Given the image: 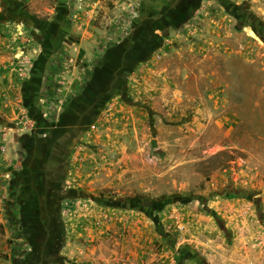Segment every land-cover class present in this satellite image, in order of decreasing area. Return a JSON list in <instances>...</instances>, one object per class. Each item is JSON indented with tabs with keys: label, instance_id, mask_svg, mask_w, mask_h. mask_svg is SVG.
Returning a JSON list of instances; mask_svg holds the SVG:
<instances>
[{
	"label": "rangeland",
	"instance_id": "1",
	"mask_svg": "<svg viewBox=\"0 0 264 264\" xmlns=\"http://www.w3.org/2000/svg\"><path fill=\"white\" fill-rule=\"evenodd\" d=\"M18 2L0 47L33 68V180L0 264H110L114 210L151 225L145 264H264V0Z\"/></svg>",
	"mask_w": 264,
	"mask_h": 264
},
{
	"label": "crops",
	"instance_id": "2",
	"mask_svg": "<svg viewBox=\"0 0 264 264\" xmlns=\"http://www.w3.org/2000/svg\"><path fill=\"white\" fill-rule=\"evenodd\" d=\"M2 1L6 3L7 7L11 6V4L15 6L19 4L18 0ZM3 19L2 15H0V29L3 28L2 25L6 24V20ZM9 23L15 26L19 25L17 19H9ZM6 54L7 51H2L0 47V117L2 116L6 121L13 122L15 120L18 123L16 124V128L12 126L11 130H4L5 128L1 125L3 121L0 119V224L3 225V227L6 226L4 220L6 218L4 201L6 203L10 200V193L16 188L20 191H24L26 183L33 180L30 179L32 177L30 173V171H32L31 163L26 161L27 157L24 156L29 153L32 154V150H30L29 146H25V139L28 138V134L25 130L17 126L23 121L26 123V118L28 117L27 113L30 111L25 93V85L33 80V68L27 69L25 66L18 67V65H14L8 57H6ZM46 70L44 74L48 71ZM55 80L54 77V82ZM47 81H49V79H47ZM37 105L38 103L35 105L36 108L38 107ZM34 112L35 111L32 110V115L35 114ZM60 128L61 125L57 122L54 124V129H49L51 131L49 134L54 138L52 139L54 142H59ZM32 134L33 133H31V135ZM4 145H7L8 148ZM6 176H8V178ZM51 183L52 181L47 185L50 186V189ZM31 186H34V184ZM44 186H46L45 183ZM14 195L18 196V199H14L13 202H19L20 194L16 193ZM113 212L112 215H115L116 218L107 223V228L109 226L115 229V233L128 231V235L125 236L120 243H116L117 247L113 248L114 251L111 250L112 252L110 254L112 255H110L108 262L110 264H122V260L124 259V261L129 262L127 264H145L147 255L150 251L147 235L149 230H151V225L147 219L138 215L133 216L131 212L121 210H114ZM134 218H136V220H133ZM129 231H131V233H129ZM153 242H155V240ZM126 262L124 263L126 264Z\"/></svg>",
	"mask_w": 264,
	"mask_h": 264
},
{
	"label": "water",
	"instance_id": "3",
	"mask_svg": "<svg viewBox=\"0 0 264 264\" xmlns=\"http://www.w3.org/2000/svg\"><path fill=\"white\" fill-rule=\"evenodd\" d=\"M151 146H152V147H155V143H154V142H152V143H151Z\"/></svg>",
	"mask_w": 264,
	"mask_h": 264
},
{
	"label": "flooded vegetation",
	"instance_id": "4",
	"mask_svg": "<svg viewBox=\"0 0 264 264\" xmlns=\"http://www.w3.org/2000/svg\"><path fill=\"white\" fill-rule=\"evenodd\" d=\"M62 43H63V40H62Z\"/></svg>",
	"mask_w": 264,
	"mask_h": 264
}]
</instances>
